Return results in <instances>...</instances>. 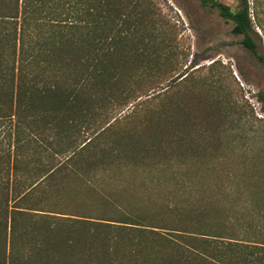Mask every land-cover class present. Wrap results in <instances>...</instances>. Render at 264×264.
<instances>
[{
    "label": "trees",
    "instance_id": "1",
    "mask_svg": "<svg viewBox=\"0 0 264 264\" xmlns=\"http://www.w3.org/2000/svg\"><path fill=\"white\" fill-rule=\"evenodd\" d=\"M200 2L264 69L258 0ZM154 16L146 0H0V264H264V180H196L226 170L98 123L153 70Z\"/></svg>",
    "mask_w": 264,
    "mask_h": 264
},
{
    "label": "rangeland",
    "instance_id": "2",
    "mask_svg": "<svg viewBox=\"0 0 264 264\" xmlns=\"http://www.w3.org/2000/svg\"><path fill=\"white\" fill-rule=\"evenodd\" d=\"M146 1L155 11L153 37L144 39L153 70L147 75L140 69L129 79L141 89L126 96V106L108 108L98 123H110L118 132L135 129L140 142L155 148L180 140L177 147L183 145L173 146L174 154L187 147L192 163L230 171H206L196 180H264L263 67L243 47L242 36L232 34L233 23L209 5L200 0ZM219 1L233 10L240 7L239 0ZM255 11L264 25V0H258ZM255 32L264 54L263 31ZM166 114L171 116L169 136L158 126ZM169 160L183 159L170 155ZM163 179L171 178L165 174Z\"/></svg>",
    "mask_w": 264,
    "mask_h": 264
}]
</instances>
